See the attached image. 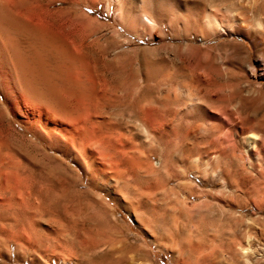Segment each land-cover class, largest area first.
<instances>
[{
	"label": "rangeland",
	"instance_id": "rangeland-1",
	"mask_svg": "<svg viewBox=\"0 0 264 264\" xmlns=\"http://www.w3.org/2000/svg\"><path fill=\"white\" fill-rule=\"evenodd\" d=\"M45 2L57 32L16 17L0 31L33 72L27 93L17 78L5 80L0 60V152L43 198L31 197L38 209L26 194L12 205L0 194V264H264V0ZM219 28L228 34L215 36ZM68 55L81 72L71 86L105 61L117 85L136 81L169 112L161 133L138 106L105 107L115 134H134L128 153L142 161L135 173L98 179L102 188L46 137L54 118L64 127ZM90 84L124 95L97 77ZM88 151L99 160L94 146ZM137 178L142 188L125 184ZM73 223L89 229L85 253L63 231Z\"/></svg>",
	"mask_w": 264,
	"mask_h": 264
},
{
	"label": "bare ground",
	"instance_id": "bare-ground-1",
	"mask_svg": "<svg viewBox=\"0 0 264 264\" xmlns=\"http://www.w3.org/2000/svg\"><path fill=\"white\" fill-rule=\"evenodd\" d=\"M112 1L119 2L120 4L122 2V0H112ZM46 12L47 11H46L45 0H0V31L3 28V22H7V20L11 17H13V18L16 17L18 19H22V20L24 19L26 21H31V20L37 19L41 22V28L43 30H47V31H51V32L55 33L58 30H60V27L58 26V24L54 23L53 21L47 20L48 17H47ZM141 19L143 22H146L148 24L151 22L150 18H148V17H143ZM214 19H212V20H214ZM219 19H221V21H222V18L217 17V20H219ZM212 20H209V21L211 22ZM241 20H243L242 17H241ZM217 22L219 23V21H217ZM152 24H153V22H152ZM220 24H221V22H220ZM222 28H224V27H222ZM214 34H215V36H218L220 34H228V31L224 30V29L222 30L221 28H219V31L215 32ZM7 35H9V34H7ZM12 41H13V39L11 37L10 38L6 37L4 39L2 37L0 38V60L2 62L1 64H2L3 71H4L3 76L5 75V80H8L10 82H12V81L7 79V78H10V79L13 78V80L15 78H17V81L19 82V85H20V89L22 91L23 90L26 91L27 93H31L32 88H31L30 83H29V77L32 76L33 72L27 66V61H26L27 56H25V54L23 53L24 51L22 50L20 53H19V51L17 52V49L16 50L14 49V46H16V45L13 44ZM20 47H21V45H20ZM18 50H19V48H18ZM67 57H68V60L70 61V64H71V66L67 69V74H68L67 82H69L70 84L67 87V89L64 88L65 91L67 92V95L64 98L65 100L62 99V101H64L63 102V110H62V113L60 114V120L62 121V124L64 125V127L60 126V128H57L56 125H57L58 120H56V118H54L53 123L47 124L48 125L47 133H46L47 140L49 141V143H52V141H55L56 149L60 153H62L65 157H67L69 159L72 158L74 161H76V163L80 164V166L83 167V169H84V165H85V167H86L85 169H86L87 173L91 176L92 180L97 181V185H99V183H101V182H98V179H100L99 181H101L102 179L105 180V179L109 178V175H108L109 173H112V175H111L112 177H114V175H116V174L120 175L124 172H126V174L128 172L135 173V171H136L135 167H136V165L139 164V162L142 161L141 160L142 157H141V155H137V154L135 155L133 153H130V154L128 153L129 150L132 149V147H134V146H132V145H134V144H132V136L134 134L131 132H129L126 135L115 134L114 133L115 131H113L112 125L110 124V122H108L105 118L102 117L103 115L101 116V113L104 111L105 107L108 105H112L113 103H117V102H125L128 105V107H130V108L131 107L136 108L135 106H138L139 110L141 111L142 115L144 116L146 121L149 123V125L151 127L152 126L156 127L160 131L165 125L167 126V124H168L169 112H168V109L166 108V105H165V109L162 112L159 111L158 109H156L155 103L158 101H157V98L155 96L151 95L152 94L151 89H149L147 87H145V88L139 87V85L136 81L131 80L128 82H124L122 85H117L116 84L117 82L112 81L113 78L108 77V75H111L113 73V70L110 67V65L108 63H106L105 61L101 63L100 68H99L100 70H97L95 72V74L91 70L89 71L88 69L86 71V74L84 72H82V74H85L84 77L86 78V82H79L78 83L79 85H77V87L75 85L71 86L72 82L74 80H77V79L79 80V76H80L81 72H78L79 74L77 72H75L76 68L72 64V62L75 63L73 56L68 55ZM39 61H42V60L39 59ZM96 77L99 79V82L102 83V86H105L106 88L112 87L113 90H115V91H116V89H118V91H122V93L124 95L120 98H110L107 96V91H104L101 89L98 90V88L96 89L95 92H93L92 90L94 89V87L90 83L94 84V79H96ZM6 83H7V81H6ZM6 85H9V82ZM2 87H4V86H2ZM137 87H139L138 92L135 90ZM8 88H10V87H8ZM0 91H3V89L2 90L0 89ZM9 92H12V90ZM61 94L63 95L64 92ZM9 95L10 94L8 93L7 96H9ZM11 95H10V97H8V99L9 98L11 99ZM142 101H144L145 103H142ZM109 119H111V118H109ZM154 127H153V129H154ZM56 131H58L61 134L60 137L54 136V133ZM160 132L163 133L162 130ZM6 135H7V133H6ZM0 137H2V136H0ZM7 138H8V135H7ZM7 138H6V140H7ZM163 138H164V135H163V137L161 136L160 139H163ZM122 139H125L126 141L123 142ZM3 143L6 144V142H3ZM1 144H2V142L0 141V146H1ZM8 145H9V143L6 144V146H8ZM2 146H3V144H2ZM2 146H1V148H2ZM6 146L4 145V147H5L4 149L7 148ZM71 146L73 147V149L71 148ZM91 146H94V148H96V152H97L99 160L94 159L93 156H92V158H90L91 153L88 151V148ZM151 146H153V145H151ZM7 149H9V146ZM134 150H132V151H134ZM3 151H5V150H3ZM9 151H7L8 156H10ZM135 151H137V149ZM4 155H6V154H4ZM7 158H8V160L11 159V157L10 158L7 157ZM88 158L92 159L90 164H88V162L86 161V160H88ZM80 159L83 160V163L80 161ZM8 160H6L4 156H2V153L0 154V194L4 193V195H5L6 192L11 194V196L9 198H6L3 195L6 199V201H8V203H10L9 205L13 204V199H14L15 193L22 194V195L26 194L27 197L26 196L25 197L27 198V203L29 204V206H31L33 208L42 209L41 208V202L40 203L38 202V204L40 205V207H39L38 205L36 206L34 203H32V200H31V197L33 195H36L38 197L37 199L39 201L43 202L42 194H40L41 192L36 191V189L33 187L32 183L30 182L29 179H27L26 177H22L21 175H19V173H16L14 171L13 165ZM140 169H138L139 175H140V172H139ZM121 176L122 175H120V177ZM132 176H135V175L133 174ZM123 177H126V176L123 175ZM138 177L140 178V176H138ZM119 178H118V180H119ZM136 180H137L136 185H132L131 183H129L127 181H125L126 182L125 184L130 188L136 187L134 189H137V187L142 188V185H144V184H141V179L139 180L137 178ZM143 181H142V183H144ZM105 182H107V180ZM116 183H118V182H116ZM109 184L111 185L112 183H109ZM100 185H101V187L99 186L98 188H102V185H104V184L101 183ZM105 185H107V184H105ZM110 185H109V188H110ZM123 186H125V185H123ZM149 188H152V186L151 187L149 186ZM149 188L147 190H149ZM154 189L155 188H153V190ZM134 192L136 193V192H138V190L137 191L134 190ZM143 192H145V191H143ZM149 193H153V192H149ZM67 195H69V193ZM1 196H0V198H1ZM70 200H68V201H70ZM3 203H6V202H2V204ZM67 205H69V203ZM100 205H102V204H100ZM68 207L69 206H67V208ZM150 207L151 206H149L148 209ZM67 208H66V210H67ZM45 211H46V209H45ZM62 222H64V220ZM62 222H61V224H63ZM76 224L75 223L71 224L70 227L68 228V230L66 228V230H63V231L67 232V234L69 232H71L73 237H74L73 240H75L80 251L85 253L87 251L85 244H89V242H90L89 241V232H88L89 229L86 227H83V226L78 227L77 225H79V224H77V225ZM62 226H64V224ZM64 227H66V226H64ZM35 245H37V244H35ZM201 261H202L201 264L206 263V261L204 259H202Z\"/></svg>",
	"mask_w": 264,
	"mask_h": 264
}]
</instances>
